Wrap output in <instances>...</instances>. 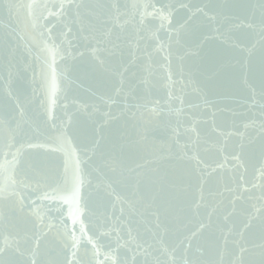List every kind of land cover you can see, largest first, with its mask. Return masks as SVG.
<instances>
[{"label":"snow or ice","instance_id":"obj_1","mask_svg":"<svg viewBox=\"0 0 264 264\" xmlns=\"http://www.w3.org/2000/svg\"><path fill=\"white\" fill-rule=\"evenodd\" d=\"M23 7L33 17V27L40 29L41 36L47 33L53 46L57 25L65 30L63 35L84 42L82 49L73 52L72 40L62 41L66 45L62 57L66 54L86 65L84 76L108 88L99 99L108 106L120 105V109L118 114L110 107L102 111L97 104L65 93L66 119L51 124L55 134L46 143H21L16 138L26 135L29 121L21 102L8 94L17 104L19 119L15 127L0 119V153L5 156L0 163L4 177L0 180V264H105L107 260L112 264H264V0L226 6L230 12L246 15V22L231 27L244 28L259 39L250 47L230 43L224 52L204 51L211 37L192 39L188 21L204 13V8L193 10L184 2L178 7L188 9L190 16L179 27L172 21L177 5L157 6L152 0L123 5L119 0H31ZM217 14L225 20L239 18L223 11ZM193 57L211 68L206 79L225 76L243 83L247 100L258 113L243 123V131L234 121L222 128L216 122V111L206 117L213 102L194 79L200 65L194 70L189 62ZM257 76L258 83H250ZM66 79L69 86L77 84L76 79ZM189 88L200 97L199 103L188 99ZM56 91L53 76L51 96L41 101L49 121L57 104ZM86 91L96 95L91 87ZM70 105H76L75 111H68ZM78 115L86 120L76 126ZM121 119L127 130L111 139L112 123ZM202 124L209 125L206 131L201 130ZM154 128H163L169 136L166 145L151 153L152 162H175L171 170L159 166L145 170L144 164L128 162L129 150L147 144ZM73 130L81 141L79 151L70 145ZM233 137L237 142L229 145ZM37 148L64 154L59 182L49 185L43 161L26 158L27 149ZM213 150L219 158L209 163L202 153ZM213 176H217V188L206 192ZM85 186L94 191L97 207L103 209L99 213L87 201L82 203ZM42 187L50 190L43 191L39 199L75 206L74 212L69 211L73 225L85 212L97 221L96 232L89 235L81 220L79 238L75 228L65 227L61 233L66 250L63 259L50 257L41 248L43 228L48 226L25 203L26 189ZM26 211L41 219L38 232L12 230L10 213ZM237 215L242 217L239 222L234 219ZM105 237L110 238L107 244L101 242ZM82 241L84 251L78 258ZM120 250L130 255L121 257Z\"/></svg>","mask_w":264,"mask_h":264},{"label":"water","instance_id":"obj_2","mask_svg":"<svg viewBox=\"0 0 264 264\" xmlns=\"http://www.w3.org/2000/svg\"><path fill=\"white\" fill-rule=\"evenodd\" d=\"M30 2L31 0H0V119L7 121L11 127H15V121L19 119V109L15 100L11 98L15 97L21 102L25 111V118L29 121V124L25 126L26 135L17 136V141L21 143L26 141L46 143L47 138L55 134L56 131L51 127V124H59L61 120L66 119L64 116L65 109L62 107L65 93L69 97H76L82 102L87 101L97 104L102 111H108L110 107L113 114H118L120 105L108 106L99 99L101 95L107 92L108 88L98 84L94 79L84 76V73L88 71L86 65L72 61L66 54L63 57L61 55L66 47L65 44L61 43L62 41L72 40L73 45L76 46L73 47V52L76 51L77 47L82 49L84 42L73 39L72 35H63L65 30L57 25L53 30L55 45L53 46V41H47V33L41 36L40 29L33 27V17L29 14V10L23 7ZM38 2L44 3L48 2V0H38ZM119 2L123 5L130 4L133 0H119ZM140 2H144V0H140ZM152 2H157V6L164 3L177 5V9L172 17L174 27L184 24L190 16L188 9L178 7L180 2L189 4V7L193 10L197 6L204 8V13H207V15L199 13L188 21L189 31L194 33L192 39L201 40L205 36L211 37V39L205 42L204 51L224 52L230 43H238L242 47H250L252 43H255L259 39L258 36H251L244 28L233 29L231 27L232 24H239L241 21L246 22V15L237 11L230 12L226 7L258 3L259 0H152ZM9 4L14 5V7L9 9ZM206 5L207 7H205ZM220 11L233 17L238 16L239 18L225 20L222 15L217 14ZM212 16L216 18L210 19ZM40 23H43V21H40ZM164 23L167 24V21ZM45 41L49 45L47 48L45 47ZM57 47L60 49V52H57ZM258 48L259 45L257 44ZM255 59L258 62L259 51L256 52ZM189 62L193 64L194 70L196 65H200V70L195 71L194 79L200 82L207 98L213 102V107L206 110V117L210 116L211 111H216V122L222 128H229L234 121L240 127V130L243 131V123L258 115L257 110L247 100V90L243 83L240 80L229 81L225 76H216L210 80L206 79L207 76L211 75V68L202 61H198L195 57L190 58ZM9 72H11V76H9ZM53 76L55 77L57 86L55 93L57 104L52 109V120L49 121L47 114L41 107V101L46 99V95L51 96ZM66 78L76 79L77 84L69 86ZM81 83L83 87L78 86ZM250 83H258V76L251 78ZM89 87L96 93L95 96L86 91ZM188 91L191 93V88ZM9 93H11V97L8 95ZM158 94L162 95L163 92L161 91ZM188 99L193 103L200 102V97L195 93H191ZM75 109L76 105H70L68 111L72 112ZM85 120L84 116L78 115L76 126L83 124ZM208 127V124L200 125L201 130L206 131ZM126 130L123 119L113 121L110 138L117 139ZM69 135L71 147H75L79 151L81 143L79 136L76 135L74 130L70 131ZM168 136L169 133L163 128L152 129L149 133L147 144L129 150V164L133 166L136 163L144 164L145 170L158 166L171 170V165L175 162L153 163L151 155L154 150H159L162 146L166 145ZM236 142L237 138L233 137L229 140V145ZM202 155L209 163H213L219 158L215 150L202 153ZM26 158L28 160L43 161L44 166L49 171V185H53L62 179L64 161V154L62 152L51 153L43 148L27 149ZM4 159L5 156L0 153V163H3ZM7 159L11 160V155H8ZM88 171H91V169L89 168ZM224 176L227 179L228 174L224 173ZM3 178V175H0V180H3ZM249 178H251V173L249 174ZM216 188L217 176L210 177L205 186V191L216 190ZM47 190L50 189L43 187L35 191L26 189L24 194L28 199H26L25 203L26 206L35 209L39 217L42 218L43 225L48 226L43 228L45 236L41 240V248L50 257L59 255V258L63 259L66 250L62 247L63 240L61 233L65 231V227L69 231L75 228V235L79 238L81 220L89 235L96 232L97 221L95 217H89L88 213L85 212L83 216L78 218L77 223L73 225L69 211L74 212L75 206L60 201L39 199L42 192ZM117 191H120L119 187H117ZM82 195V203L87 201L89 206L95 208L97 213L103 210L97 207V198L93 190L85 186ZM31 201H36V203L31 204ZM244 207H247V205L239 206V208ZM204 211L202 210V212ZM10 215L12 216V230L14 232L23 234L25 232L32 233L40 230L41 219H38L36 215L27 211L25 213H10ZM234 219L239 222L242 217L237 215ZM194 224L195 222L190 227H193ZM109 241L110 238L105 237L101 242L107 244ZM2 243L3 238L0 237V244ZM84 243V241L81 242L78 258L79 255L83 254ZM87 247L90 249L91 246L88 245ZM102 251H108V249H102ZM67 254L69 259H71L70 252ZM119 255L124 257L129 256L130 253L120 250ZM101 259H103V256ZM105 264H112V261L107 260Z\"/></svg>","mask_w":264,"mask_h":264}]
</instances>
